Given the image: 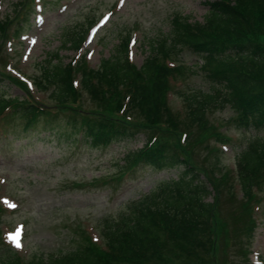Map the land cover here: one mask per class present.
<instances>
[{
	"label": "trees",
	"instance_id": "16d2710c",
	"mask_svg": "<svg viewBox=\"0 0 264 264\" xmlns=\"http://www.w3.org/2000/svg\"><path fill=\"white\" fill-rule=\"evenodd\" d=\"M207 7L210 16L204 24L175 17L170 35L151 46L140 68L129 59L128 36L117 55L102 59L96 69L84 57L65 65L58 53L51 55L36 85L50 91L52 105L36 99L25 82L4 70L3 38L18 39L23 32L9 16H0V83L9 80L28 96L1 93L0 123L16 119L24 123L25 132L41 127L58 141L81 138L94 148L133 141L144 132L148 141L126 155L127 170L145 164L180 171L177 180L169 179L158 191L129 204L117 219L106 220L100 247L88 243L29 262L9 252L0 264H233L227 257L230 237L252 240L257 227L253 204L264 188V135H258L264 133V0H207ZM22 16L16 15L20 24L27 21ZM76 30L65 31L62 46L82 48L87 31ZM184 49L203 61L201 68L214 86L211 93L182 94L187 111L181 121L192 129L194 142L199 143L200 131L205 141L230 142L209 118L212 110L227 107L234 111L230 122L238 130L257 133L237 155L235 169L222 176L201 168L187 143L182 148L181 140L169 141L182 128L168 105L171 84L195 74L182 63L169 65ZM85 95L93 107L84 105ZM227 199H237L239 207L224 215L221 208ZM242 252L247 261V250Z\"/></svg>",
	"mask_w": 264,
	"mask_h": 264
},
{
	"label": "rangeland",
	"instance_id": "374dc122",
	"mask_svg": "<svg viewBox=\"0 0 264 264\" xmlns=\"http://www.w3.org/2000/svg\"><path fill=\"white\" fill-rule=\"evenodd\" d=\"M1 3V18L9 16L12 24L17 23L23 32L18 39L8 38L10 35L8 41L3 38L2 66L8 75L25 82L36 99L49 105L53 104L50 91H41L36 83L51 55L58 53L65 65L77 64L84 57L89 67L96 69L102 59L117 55L121 41L128 36L130 60L140 68L151 55V46L170 35L175 17H189L191 23L204 24L210 16L207 0H124L123 5L121 0H2ZM17 14L25 15L27 21L20 24ZM67 29L87 31L80 50L71 48V44L62 46ZM181 63L191 67L195 74L173 81L167 100L182 125L180 133L186 136L181 139L180 133L174 134L168 136L169 141L179 144L181 140L182 148L187 143L201 168L222 176L235 169L237 155L257 133L253 129L238 130L230 122L234 111L227 107L212 110L209 118L230 137V142L205 141L202 131L199 143L194 142L193 134L189 136L192 129L181 121V115L187 111L182 94L211 93L214 86L201 68L203 61L187 49L176 52L169 61L171 66ZM80 78V75L76 78L77 83ZM1 93L28 98L26 91L9 80L0 83ZM84 105L93 107L86 95ZM23 126L16 119L9 125L0 123V259L14 252L29 262L50 259L88 243L100 247L106 220L117 219L129 204L179 176V170L167 172L145 164L127 170L126 155L140 150L148 141L144 132L133 141L94 148L81 138L58 141L41 127L25 132ZM235 193L240 200L238 187ZM258 198L253 204L257 228L252 241L230 237L227 257L233 264L264 261V188L258 192ZM225 201L221 208L224 215L239 207L234 199ZM17 243L20 247H16ZM242 249L248 252L247 261Z\"/></svg>",
	"mask_w": 264,
	"mask_h": 264
},
{
	"label": "snow or ice",
	"instance_id": "6c2138e0",
	"mask_svg": "<svg viewBox=\"0 0 264 264\" xmlns=\"http://www.w3.org/2000/svg\"><path fill=\"white\" fill-rule=\"evenodd\" d=\"M123 3H124V0H121V5H123ZM10 207H15V205H10ZM16 247H20V244L17 243V244H16Z\"/></svg>",
	"mask_w": 264,
	"mask_h": 264
}]
</instances>
